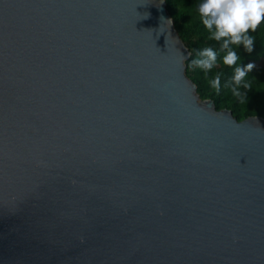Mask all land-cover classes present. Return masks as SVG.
Segmentation results:
<instances>
[{
	"label": "water",
	"instance_id": "95a60500",
	"mask_svg": "<svg viewBox=\"0 0 264 264\" xmlns=\"http://www.w3.org/2000/svg\"><path fill=\"white\" fill-rule=\"evenodd\" d=\"M190 56L166 0H0V264H264V117Z\"/></svg>",
	"mask_w": 264,
	"mask_h": 264
},
{
	"label": "trees",
	"instance_id": "16d2710c",
	"mask_svg": "<svg viewBox=\"0 0 264 264\" xmlns=\"http://www.w3.org/2000/svg\"><path fill=\"white\" fill-rule=\"evenodd\" d=\"M199 0H166L167 8L180 37L191 52L187 63V75L197 84L198 93L202 99H213L217 109H230L235 117L242 120L249 116L264 117V24L257 27L254 36V46L251 53L244 51L242 46L236 47L241 65L253 61L255 67L249 74L251 87L241 88L244 98L240 99L232 94L230 77L234 66L224 65L219 50V42L211 39L203 27L197 13ZM212 46L217 50L218 63L209 70L208 76L202 69L191 65L190 61L196 57L199 49ZM215 73H220V90L216 92L209 84Z\"/></svg>",
	"mask_w": 264,
	"mask_h": 264
},
{
	"label": "clouds",
	"instance_id": "9594fccd",
	"mask_svg": "<svg viewBox=\"0 0 264 264\" xmlns=\"http://www.w3.org/2000/svg\"><path fill=\"white\" fill-rule=\"evenodd\" d=\"M197 13L209 37L219 42V50L224 53L222 63L234 66L230 77L232 94L243 99L241 88L247 90L251 87L249 74L255 64L249 61L241 65L233 46H242L247 53L253 51L254 36L250 33L264 24V0H199ZM168 21L170 25L171 19ZM217 63V50L212 46L199 49L190 61L191 65L202 69L206 77ZM209 84L219 92L220 73H215Z\"/></svg>",
	"mask_w": 264,
	"mask_h": 264
}]
</instances>
